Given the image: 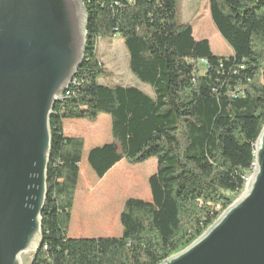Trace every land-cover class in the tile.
Instances as JSON below:
<instances>
[{
  "label": "trees",
  "instance_id": "1",
  "mask_svg": "<svg viewBox=\"0 0 264 264\" xmlns=\"http://www.w3.org/2000/svg\"><path fill=\"white\" fill-rule=\"evenodd\" d=\"M83 3L86 55L51 115L43 244L31 264H161L198 240L254 172L264 128V0H209L212 22L232 49L229 57L215 55L209 40H196L193 27L179 22L178 0ZM117 37L132 74L153 88L154 97L101 83L112 75L98 56L99 43ZM101 114L112 118L113 141L88 153L90 168L103 179L122 161L157 159L148 181L152 201L125 202L121 237L70 238L85 139L68 137L64 123L95 122ZM107 124L97 125L98 133L106 136ZM86 214L78 227H93Z\"/></svg>",
  "mask_w": 264,
  "mask_h": 264
},
{
  "label": "water",
  "instance_id": "2",
  "mask_svg": "<svg viewBox=\"0 0 264 264\" xmlns=\"http://www.w3.org/2000/svg\"><path fill=\"white\" fill-rule=\"evenodd\" d=\"M83 0H0V264H31L43 244L51 115L86 55ZM161 264H264V128L242 195Z\"/></svg>",
  "mask_w": 264,
  "mask_h": 264
},
{
  "label": "rangeland",
  "instance_id": "3",
  "mask_svg": "<svg viewBox=\"0 0 264 264\" xmlns=\"http://www.w3.org/2000/svg\"><path fill=\"white\" fill-rule=\"evenodd\" d=\"M178 18L181 24H190L193 27L194 37L196 40H209L212 51L217 56L222 57H229L232 55V49L228 46V44L224 41V39L220 36L218 31L216 30L211 16H210V7H209V0H178ZM98 56L104 65V67L111 73V79L109 80H102L101 83L109 86H124V87H135L151 97H154V90L151 86L144 84L140 80H138L130 70V57L128 50L125 46L124 40L117 37L114 39L102 41L99 43L98 46ZM201 71L202 73L205 72L206 66L204 63H201ZM106 117H110L107 120ZM108 121L107 127L109 126L110 131L106 134V136L101 135V133L92 131L95 126L99 124L106 123ZM76 123L77 128H80L84 132L83 138L87 139V141L91 140H98L97 146H103L104 144L112 143L113 136H112V118L108 114H101L97 121L91 122L88 120H66L65 121V131L68 137H74L73 133V126L71 123ZM97 123V124H96ZM80 125V126H79ZM83 125V126H81ZM85 126H89L90 129L85 130ZM79 130V129H77ZM81 131V132H82ZM79 135V134H78ZM81 136V134L79 135ZM90 145L88 144L85 148L83 158H87L88 148ZM157 159L153 158L149 161L139 164V165H131L127 161H122L118 169L112 173V175L108 178L109 186H107L108 190L114 188L117 183H121L124 177L129 178L130 175V183L124 185L122 189L116 193L119 198V205L121 206L122 203L127 201L128 199H139L144 201H152V194L149 186V178L156 173L157 171ZM91 169V168H90ZM92 171V169H91ZM95 178L98 182L96 183H104L103 179H99L95 173L92 171ZM128 174V175H127ZM94 178V179H95ZM117 181V183H116ZM115 184V185H114ZM108 185V184H107ZM116 191V189H114ZM82 193V192H80ZM114 192L105 191V189H101L100 193H97L94 201L89 204L90 210L92 208H102L104 207L103 211L107 212V207H113L112 204V197ZM82 194L80 195V197ZM99 196V198H98ZM82 199V198H81ZM85 204V202H84ZM124 208V207H123ZM122 208V211H123ZM87 209L81 208L80 200L77 201V205L75 207L76 212L79 214L80 211L84 213ZM119 209V208H118ZM88 209L87 216L94 215L96 213L95 210L90 211ZM99 216L96 217L92 225L87 227L83 222L81 226H77L78 222L75 224V227L70 228L69 237L70 238H84V239H98L104 237H111L110 232L101 226L103 225L102 222L99 223L97 219ZM102 223V224H101ZM118 223V231L116 230L114 233V237H121L123 233V228L120 223V218H117ZM79 231L82 235L79 236L75 232Z\"/></svg>",
  "mask_w": 264,
  "mask_h": 264
},
{
  "label": "crops",
  "instance_id": "4",
  "mask_svg": "<svg viewBox=\"0 0 264 264\" xmlns=\"http://www.w3.org/2000/svg\"><path fill=\"white\" fill-rule=\"evenodd\" d=\"M107 120L110 119V117H106ZM106 120V122H108ZM97 124V123H96ZM71 125L73 126V133H74V137H83L85 134L82 130H80V128H77L78 125H76V123H71ZM80 126V125H79ZM83 126V125H81ZM95 128L92 130L94 132H98L99 131V127L97 125H94ZM64 127H65V123H64ZM87 129H90L89 126H85V130ZM79 129V130H77ZM82 131V132H81ZM66 133V131H65ZM81 134V136L79 135ZM67 135V134H66ZM85 139V138H84ZM97 143H98V140H89L87 141V139H85V148L87 147V145L89 144L90 147L88 148V153L96 148V147H100V146H97ZM85 148H84V152H85ZM88 155V154H87ZM83 156H84V153H83ZM121 163H119L118 165H116L104 178H103V182L104 183H96L98 182L97 179L95 178L94 174L92 173L91 169H90V166L88 164V156L87 158H82V162H81V174H80V179H79V184H78V188H77V192H76V198H75V205H74V210H73V214H72V221H71V227H75V224L77 223V221H80L79 218H80V215L83 216V212L80 211L79 214L76 212L75 210V207L77 205V201L80 200V205H81V208L84 209L85 207H87L86 209V212L88 213V209L90 210L89 208V204H91L97 193H100L101 189H105V191H111V192H114V197H112V204H113V207L111 208H108L107 207V212L106 211H103L104 207L102 208H98V212L95 213L93 215V220L92 222L95 223V219L97 216H99V218L97 219V221L102 222L103 227H105L108 232H110V235L111 236H114L116 235L115 231L117 230L118 231V223H117V218L121 216V213H122V208L124 207L125 205V202L121 204V206L119 205L120 201H119V198L117 196L116 193H118L122 187L128 183H130V175H128L129 178H126L124 177L125 180H123L121 183H116L118 185H116L114 188H112L111 190H108L107 189V186H109V182L108 181V178L112 175L113 172H115L118 167L120 166ZM95 178V179H94ZM96 180V182H95ZM108 184V185H107ZM115 185V184H114ZM116 189V191L114 190ZM82 192V193H80ZM82 194V196L80 197V195ZM82 198V199H81ZM85 202V204H84ZM119 208V209H118ZM110 209L113 210V215L112 217L109 215L110 214ZM83 221V219L81 218V222ZM101 223V224H102ZM94 227V225H93ZM92 227V228H93ZM115 232V233H114ZM76 234H78L79 236H81L82 234L79 232V231H76L75 232ZM81 238V237H80Z\"/></svg>",
  "mask_w": 264,
  "mask_h": 264
},
{
  "label": "built area",
  "instance_id": "5",
  "mask_svg": "<svg viewBox=\"0 0 264 264\" xmlns=\"http://www.w3.org/2000/svg\"><path fill=\"white\" fill-rule=\"evenodd\" d=\"M201 63H204L205 65L207 64V62L206 61H202ZM255 170V169H254ZM251 177H252V175L247 179V182H249L250 181V179H251Z\"/></svg>",
  "mask_w": 264,
  "mask_h": 264
},
{
  "label": "bare ground",
  "instance_id": "6",
  "mask_svg": "<svg viewBox=\"0 0 264 264\" xmlns=\"http://www.w3.org/2000/svg\"><path fill=\"white\" fill-rule=\"evenodd\" d=\"M256 165V164H255ZM254 169H255V166H254ZM249 182H247V184H248Z\"/></svg>",
  "mask_w": 264,
  "mask_h": 264
}]
</instances>
